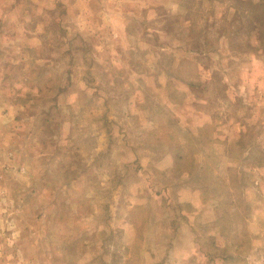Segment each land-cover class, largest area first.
I'll use <instances>...</instances> for the list:
<instances>
[{
    "label": "rangeland",
    "instance_id": "374dc122",
    "mask_svg": "<svg viewBox=\"0 0 264 264\" xmlns=\"http://www.w3.org/2000/svg\"><path fill=\"white\" fill-rule=\"evenodd\" d=\"M0 264H264V0H0Z\"/></svg>",
    "mask_w": 264,
    "mask_h": 264
}]
</instances>
